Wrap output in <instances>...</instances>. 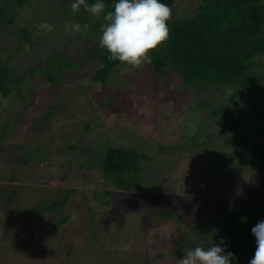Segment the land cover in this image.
I'll use <instances>...</instances> for the list:
<instances>
[{
    "label": "rangeland",
    "instance_id": "rangeland-1",
    "mask_svg": "<svg viewBox=\"0 0 264 264\" xmlns=\"http://www.w3.org/2000/svg\"><path fill=\"white\" fill-rule=\"evenodd\" d=\"M196 6L174 0L171 17L192 16ZM105 15L83 11L59 21L33 2L0 24V64L9 61L15 74L28 76L54 50L79 64L58 85L35 75L0 98V264H179L188 250L210 246L209 220L217 223L227 206L264 205V163L234 155L264 145V55L250 75L252 93L235 97L237 105L233 86L186 84L171 69L152 73L150 63L119 66L102 88L90 79L100 63L86 49L99 43ZM169 91L176 97L162 102ZM105 92L120 97L101 107L93 95ZM224 103L248 123L222 133L213 111ZM242 133L249 141L240 146L234 140ZM169 144L176 149L164 150ZM111 146L147 156L130 190L105 178L87 151ZM30 149L42 158L25 163ZM57 200L54 211L37 210ZM159 209L171 217L155 216ZM185 210L198 217L178 230L172 218Z\"/></svg>",
    "mask_w": 264,
    "mask_h": 264
},
{
    "label": "trees",
    "instance_id": "trees-1",
    "mask_svg": "<svg viewBox=\"0 0 264 264\" xmlns=\"http://www.w3.org/2000/svg\"><path fill=\"white\" fill-rule=\"evenodd\" d=\"M33 2L44 7H51L55 19L59 21H69L83 11L85 14L87 13L81 7L78 13L72 15L71 0H0V24L13 22L15 10L29 6ZM89 2H94V0H89ZM162 2L171 7L174 0H162ZM104 3L103 14L113 10L114 0H104ZM195 3L197 6L192 16L171 17L168 21L169 38L149 53L151 71L164 76L167 69H171L186 84H205L214 87L233 86L236 91L230 96V100L237 105L235 97L243 98L252 93L254 85H250V75L257 57L264 55V0H195ZM94 27H99V24ZM19 30L26 39L29 35L27 27ZM86 55L96 56L100 63L99 68L90 79L100 83L102 88H108L110 82L108 76L111 72L125 64L118 60H111L110 54L100 46V43L87 48ZM78 65L77 61H74L68 53L62 50L52 51L44 63L41 62L37 66L29 68L28 76L15 74L9 61H3L0 64V98L7 97L14 89L18 92L20 84L27 81L28 78L34 79L35 75H43L47 81L58 85L65 77L64 71L69 68L74 69ZM97 94L93 96H98L97 103L101 107L106 106L103 100L109 104L120 97L116 93ZM176 95V92L169 91L163 97L162 102H168ZM260 103L264 113V97L261 98ZM230 110L231 105L224 103L213 111L216 124L224 134L248 123L240 111ZM248 141L246 133H242L234 140L240 146ZM76 147V145H72V149H76ZM163 149L175 150L176 146L169 144ZM87 151L92 152L91 159L96 162V167L101 169L103 176L109 178L117 188L122 190L132 189L139 180L137 176L140 168L139 162L147 159V156L135 150L114 146L97 152L88 147ZM38 153V150L30 149L24 162L27 163L38 156L42 158V155H36ZM235 154L238 155L240 163H264V145L254 147L247 153L242 154L237 151L234 152ZM72 160H69V164L73 163ZM81 166L84 167V164L81 163ZM67 198L68 194L64 196V201ZM59 204L58 200L50 203L40 201L37 210L49 213L57 209ZM29 213L35 215L36 211H29ZM193 213L185 210L178 216H173V225L177 226L178 230L191 227L192 221L198 217ZM154 215L170 218L172 214L170 211L167 213L159 209ZM187 216L189 217L187 218ZM190 220L192 221L190 222ZM261 220H264V205L254 203L249 207L237 204L227 206L222 215L217 218V223L214 222V219L209 220L214 238L210 246L219 243L223 238L229 250L238 258L239 264H249L256 249L255 237L251 233V228ZM187 221L189 223L185 224ZM212 221L213 223H211ZM3 234L5 239L8 238V242L13 241L14 237L8 236L7 229L3 230ZM179 259L180 257H178V261Z\"/></svg>",
    "mask_w": 264,
    "mask_h": 264
},
{
    "label": "clouds",
    "instance_id": "clouds-1",
    "mask_svg": "<svg viewBox=\"0 0 264 264\" xmlns=\"http://www.w3.org/2000/svg\"><path fill=\"white\" fill-rule=\"evenodd\" d=\"M81 7L98 16L105 11L104 0H71V14ZM171 8L162 0H114L113 10L104 16L100 46L107 50L110 59L132 66L151 63L149 53L169 38L168 21ZM65 25V30L70 29ZM256 249L249 264H264V220L251 228ZM179 264H239L236 255L229 250L226 241L204 248L196 246L179 259Z\"/></svg>",
    "mask_w": 264,
    "mask_h": 264
}]
</instances>
